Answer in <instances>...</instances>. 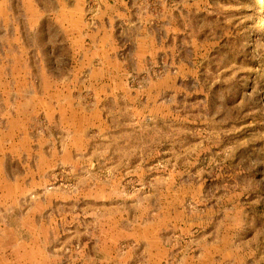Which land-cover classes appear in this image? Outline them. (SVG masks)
<instances>
[{"label": "rangeland", "instance_id": "rangeland-1", "mask_svg": "<svg viewBox=\"0 0 264 264\" xmlns=\"http://www.w3.org/2000/svg\"><path fill=\"white\" fill-rule=\"evenodd\" d=\"M0 264H264V0H0Z\"/></svg>", "mask_w": 264, "mask_h": 264}]
</instances>
